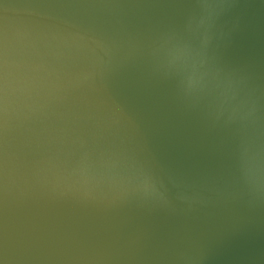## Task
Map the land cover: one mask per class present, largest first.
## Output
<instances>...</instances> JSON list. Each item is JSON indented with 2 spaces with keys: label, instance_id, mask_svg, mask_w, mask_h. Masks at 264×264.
Wrapping results in <instances>:
<instances>
[{
  "label": "water",
  "instance_id": "95a60500",
  "mask_svg": "<svg viewBox=\"0 0 264 264\" xmlns=\"http://www.w3.org/2000/svg\"><path fill=\"white\" fill-rule=\"evenodd\" d=\"M0 264H264V0H0Z\"/></svg>",
  "mask_w": 264,
  "mask_h": 264
}]
</instances>
